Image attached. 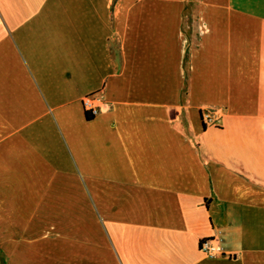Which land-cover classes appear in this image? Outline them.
Wrapping results in <instances>:
<instances>
[{
  "label": "crops",
  "instance_id": "crops-1",
  "mask_svg": "<svg viewBox=\"0 0 264 264\" xmlns=\"http://www.w3.org/2000/svg\"><path fill=\"white\" fill-rule=\"evenodd\" d=\"M0 256L264 264V0H0Z\"/></svg>",
  "mask_w": 264,
  "mask_h": 264
},
{
  "label": "built area",
  "instance_id": "built-area-1",
  "mask_svg": "<svg viewBox=\"0 0 264 264\" xmlns=\"http://www.w3.org/2000/svg\"><path fill=\"white\" fill-rule=\"evenodd\" d=\"M82 105L89 116H96L109 107V102L104 98L103 89L94 94L82 98ZM201 120L204 126H212L221 116L222 110L214 107L201 109ZM199 250L208 258H215L225 255V251L218 234H212L202 238L199 243Z\"/></svg>",
  "mask_w": 264,
  "mask_h": 264
},
{
  "label": "rangeland",
  "instance_id": "rangeland-1",
  "mask_svg": "<svg viewBox=\"0 0 264 264\" xmlns=\"http://www.w3.org/2000/svg\"><path fill=\"white\" fill-rule=\"evenodd\" d=\"M0 264H3V261H2V259H1V256H0Z\"/></svg>",
  "mask_w": 264,
  "mask_h": 264
}]
</instances>
